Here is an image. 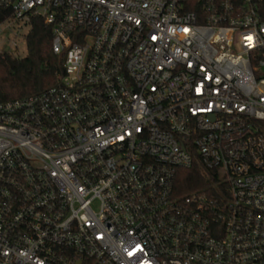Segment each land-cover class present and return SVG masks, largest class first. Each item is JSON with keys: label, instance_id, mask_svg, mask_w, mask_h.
Listing matches in <instances>:
<instances>
[{"label": "built area", "instance_id": "1", "mask_svg": "<svg viewBox=\"0 0 264 264\" xmlns=\"http://www.w3.org/2000/svg\"><path fill=\"white\" fill-rule=\"evenodd\" d=\"M34 17L63 71L0 101V264H264V0H0ZM194 159L223 191L175 193Z\"/></svg>", "mask_w": 264, "mask_h": 264}, {"label": "trees", "instance_id": "2", "mask_svg": "<svg viewBox=\"0 0 264 264\" xmlns=\"http://www.w3.org/2000/svg\"><path fill=\"white\" fill-rule=\"evenodd\" d=\"M27 54L23 58L0 50V101L13 100L39 93L56 83L62 73L64 54H56L51 47V26L42 18L31 19L26 35ZM224 186L197 159L190 167L178 168L174 177L177 195L191 192L216 193Z\"/></svg>", "mask_w": 264, "mask_h": 264}, {"label": "rangeland", "instance_id": "3", "mask_svg": "<svg viewBox=\"0 0 264 264\" xmlns=\"http://www.w3.org/2000/svg\"><path fill=\"white\" fill-rule=\"evenodd\" d=\"M7 24L8 27H6ZM4 26L0 32V50L12 53L19 58L25 57L27 54L25 37L29 32V26L12 20Z\"/></svg>", "mask_w": 264, "mask_h": 264}]
</instances>
